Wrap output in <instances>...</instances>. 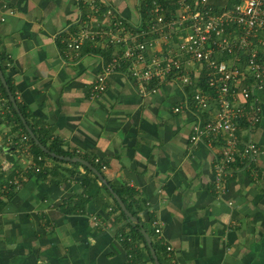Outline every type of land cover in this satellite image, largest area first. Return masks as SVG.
Returning a JSON list of instances; mask_svg holds the SVG:
<instances>
[{
    "label": "crops",
    "instance_id": "0c3cea01",
    "mask_svg": "<svg viewBox=\"0 0 264 264\" xmlns=\"http://www.w3.org/2000/svg\"><path fill=\"white\" fill-rule=\"evenodd\" d=\"M139 2L98 0L94 10L90 0H0V51L11 62L7 74L27 120L60 140L68 155L96 161L113 188L131 189L125 196L153 229L162 264H264V86L255 91L259 121L249 130L245 119L240 130L263 152L251 164L233 162L220 191L215 163L224 138L191 141L194 125L215 115L216 100L202 109L194 86L172 78L144 93L127 61L97 95L109 47L69 45L87 21L117 19L107 6L118 10L126 36L138 34ZM14 116L12 108L0 112V181L21 175L0 201V264H152L143 241L117 220L114 195L97 189L103 181L86 189L90 173L82 162L37 156Z\"/></svg>",
    "mask_w": 264,
    "mask_h": 264
},
{
    "label": "built area",
    "instance_id": "2783aa9c",
    "mask_svg": "<svg viewBox=\"0 0 264 264\" xmlns=\"http://www.w3.org/2000/svg\"><path fill=\"white\" fill-rule=\"evenodd\" d=\"M176 1L178 5L170 10L162 0H152L147 26L131 36H126V24L118 10L107 6L106 12L117 19L87 21L69 45L79 49L84 42L92 41L121 47L97 74L93 91L97 95L105 90L107 77L127 61L130 75L144 93L156 91L158 84L172 78L194 86V99L200 108L206 109L212 99L216 100L215 115L194 125L191 141L204 136L211 140L224 138L221 155L215 163V183L222 191L224 177L233 162L251 164L263 152V144L254 137L241 139L240 119L247 120L249 130L260 119L255 91L264 86V62L260 60V53H264V0ZM90 4L94 10L100 5L98 0H90ZM243 54L247 55L246 60ZM227 55L231 56L227 58ZM7 65H11L9 60ZM203 67H206L209 90L200 85ZM249 78L253 84L246 81ZM154 79L156 84L149 86ZM175 109L179 110L180 106ZM7 110H11L8 100L0 98L1 114L8 113ZM20 184L19 173L0 181V201L7 191ZM154 224L155 232L160 234L158 221Z\"/></svg>",
    "mask_w": 264,
    "mask_h": 264
},
{
    "label": "trees",
    "instance_id": "16d2710c",
    "mask_svg": "<svg viewBox=\"0 0 264 264\" xmlns=\"http://www.w3.org/2000/svg\"><path fill=\"white\" fill-rule=\"evenodd\" d=\"M102 1V0H101ZM148 1V2H147ZM152 0H140V2H139V8L141 9V15H142V22H143V26L144 27H146L147 26V22L149 21V14H148V9H149V4H150V2H151ZM165 4H166V6H168L169 8H170V10H173L177 5H178V3H177V1L176 0H162ZM222 1L223 0H221V2L220 3H222ZM211 2L213 3V0H211ZM228 2H231L230 0L228 1ZM217 3L218 2H216L215 3V5H217ZM145 4H147V6H145ZM109 47V50H105V51H103V53H104V55H105V53L107 52V54H108V57H106V59H109L110 58V56H112L113 54H114V51L115 50H117V48L115 47V45H110V46H108ZM231 55H227L226 57L228 58V57H230ZM248 57H247V55H245V54H243V60H246ZM9 60V58H8V56L4 53V52H2V51H0V63H1V65H2V68H3V70H4V73H5V75H6V78H7V81H8V83H9V86H10V88H11V90L13 91V93L16 95V97H17V88H16V85L14 84V82H13V80H12V78H11V76H9L8 74H7V61ZM260 60H262L263 62H264V53H260ZM205 68L206 67H203L202 68V71H201V78H200V85H202L204 88H207L208 90H209V85L206 83V71H205ZM247 82H249V83H251V84H253V82L254 81H252V79L251 78H249L248 80H246ZM156 82H157V79H154V80H152V81H150V83H149V86H152V85H155L156 84ZM0 95L2 96V97H5L7 100H8V102H9V104L11 105V108H12V110H13V112H14V114H15V116H14V118H15V120L17 121V126H21V127H23V129L26 131V133L28 134V136H29V138L31 139V142H32V151L34 152V153H36L37 154V156H38V154H42V156H46V157H49V158H52V159H54V160H57V161H66V160H64V159H61V158H58V157H55V156H52V155H50L49 153H47L46 151H44V150H42L41 149V147L35 142V140H34V138L33 137H31L30 136V134H29V132H28V130L26 129V127H25V125H24V123H23V121H22V119H21V117L19 116V114H18V112L16 111V109L14 108V106H13V103H12V101L10 100V98H9V96H8V92H7V90H6V87L4 86V84L2 83V81H1V79H0ZM255 95H253V96H251V98H253ZM17 100H18V97H17ZM18 103H19V105H20V108H21V110L23 111V113H24V115L26 116V118L28 119V116H29V114H28V112H27V110H26V107H25V105L24 104H22V102L20 101V100H18ZM28 122L30 123V125L32 126V128L34 129V131L36 132V135H37V137L47 146V147H49L52 151H55V152H57V153H60V154H65V155H68V154H70L67 150H65L64 148H63V146H62V143H61V141L60 140H58V139H54V140H50V136H49V133L47 132V131H45L44 130V128H38L37 127V125L34 123V122H31V121H29L28 120ZM244 122H246L245 121V118L243 117V118H241L240 119V123L241 124H243ZM12 143V142H11ZM12 145H13V148H16L14 145H16V144H14V142L12 143ZM7 146V145H6ZM12 148V149H13ZM91 161H92V163L94 164V165H96L97 166V168L101 171V172H103L102 171V167H101V165H99L96 161H94V160H92L91 159ZM71 163H73V164H75V165H80V164H82L80 161H70ZM36 165V167H38V169H43V170H45V164L43 163V160H41V159H37V163L35 164ZM85 168L87 169V171L90 173L89 174V176H90V179H87V180H84V183L87 185V187H86V189H88V188H90V187H95V185L96 184H94L95 182H98L99 180H100V178L97 176V174H95L94 172H93V170L92 169H90L88 166H86L85 165ZM48 170V169H47ZM101 181V180H100ZM13 188V187H12ZM17 189V187H14L13 189H10L8 192H7V194L9 193H11V191H13V190H16ZM97 189H104L105 191H107L108 192V194H110L111 196H113V194H112V192L110 191V189L107 187V185L106 184H104L103 182H101V184L99 185V186H97ZM115 191H117L119 194H120V196L123 198V200L125 201V203H126V205H127V207H128V209L138 218V221H136V220H131L128 216H127V214L125 213V211L122 209V207H121V205L119 204V202L117 201V199L113 196V198H114V201L116 202V207H117V209L119 210V215H117L116 217H117V220H125V222H126V224L129 226V230L131 231V234H133L134 235V237L135 238H138V239H140L141 241H143V243L145 244V247L147 248V254H148V258L152 261V264H156L155 262H154V258H153V256H152V253H151V251H150V248H149V246H148V243H147V241H146V238H145V236H144V234L142 233V231H141V228L142 227H145L146 229H147V231L150 233V235H151V237H152V239H153V244H154V246H155V248H156V250H157V252L158 251H160V246H159V243H158V240L154 237V232H153V229H150L147 225H146V223H145V221L140 217V215H139V211L134 207V204H133V202L128 198V197H126L125 196V192L126 191H129V190H131L129 187H126V190H124L123 189V191H122V188L121 187H118V186H115ZM130 192V194H132V191H129ZM125 227V226H124ZM123 227V229H125ZM122 229V230H123ZM131 234H127L126 236H131ZM124 243H125V245L127 246V247H131L132 246V244L130 243V241H129V239L128 238H126L125 240H124ZM135 253V257H137V258H141V253H140V256H136V252H134ZM133 253V254H134ZM159 255V258H160V260H161V262L163 263V261H162V256L160 255V254H158Z\"/></svg>",
    "mask_w": 264,
    "mask_h": 264
},
{
    "label": "water",
    "instance_id": "95a60500",
    "mask_svg": "<svg viewBox=\"0 0 264 264\" xmlns=\"http://www.w3.org/2000/svg\"><path fill=\"white\" fill-rule=\"evenodd\" d=\"M0 79L2 81V83L4 84V86L6 87V90L8 92V96L10 98V100L13 103L14 108L16 109V111L18 112L19 116L21 117L26 129L28 130V132L30 133V135L34 138L35 142L41 147L42 150L46 151L47 153H49L52 156L61 158V159H66V160H73V161H80L82 162L84 165L88 166L90 169H92L97 175L98 177L109 187V189L111 190L112 194L115 196V198L118 200L119 204L121 205L122 209L125 211V213L127 214V216L131 219V220H136L138 221V218L128 209L125 201L122 199V197L114 190V188L111 186V184L107 181V179H105V176L103 175V173L92 163L90 162L88 159L80 157V156H71V155H65V154H60L57 153L55 151H52L49 147H47L36 135V132L34 131V129L32 128V126L29 124L26 116L24 115L23 111L20 108V105L18 103L17 97L16 95L13 93V91L11 90L9 83L7 81L6 75L4 73V70L2 68V65L0 63ZM142 233L144 234L146 241L148 243V246L150 248V251L152 253V256L154 258V262L156 264H162L159 255L157 253V250L153 244V239L150 235V233L147 231V229L145 227L141 228Z\"/></svg>",
    "mask_w": 264,
    "mask_h": 264
}]
</instances>
